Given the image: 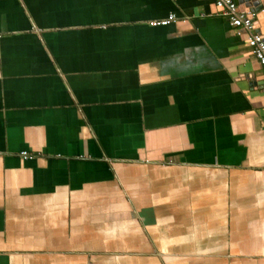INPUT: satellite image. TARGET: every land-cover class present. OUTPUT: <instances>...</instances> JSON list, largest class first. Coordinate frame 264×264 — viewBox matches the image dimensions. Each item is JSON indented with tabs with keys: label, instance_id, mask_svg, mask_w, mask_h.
Listing matches in <instances>:
<instances>
[{
	"label": "crops",
	"instance_id": "0c3cea01",
	"mask_svg": "<svg viewBox=\"0 0 264 264\" xmlns=\"http://www.w3.org/2000/svg\"><path fill=\"white\" fill-rule=\"evenodd\" d=\"M0 264H264V68L211 0H0Z\"/></svg>",
	"mask_w": 264,
	"mask_h": 264
},
{
	"label": "built area",
	"instance_id": "2783aa9c",
	"mask_svg": "<svg viewBox=\"0 0 264 264\" xmlns=\"http://www.w3.org/2000/svg\"><path fill=\"white\" fill-rule=\"evenodd\" d=\"M211 1L216 7V12L220 16L225 17L238 34L244 33L246 35V42L253 56L264 68V33L261 31L260 19H257V11L251 9V3L246 1L241 2L240 0ZM263 11L264 8L260 10V12ZM175 20L176 14L171 12L167 17L150 21L149 24L168 25ZM21 154L28 156L27 151H23Z\"/></svg>",
	"mask_w": 264,
	"mask_h": 264
},
{
	"label": "water",
	"instance_id": "95a60500",
	"mask_svg": "<svg viewBox=\"0 0 264 264\" xmlns=\"http://www.w3.org/2000/svg\"><path fill=\"white\" fill-rule=\"evenodd\" d=\"M240 1L250 2L251 9L257 11V19H260L261 31L264 33V11L260 12V10L264 8V0H240ZM242 6L244 5L242 4ZM242 6L241 8H243Z\"/></svg>",
	"mask_w": 264,
	"mask_h": 264
},
{
	"label": "rangeland",
	"instance_id": "374dc122",
	"mask_svg": "<svg viewBox=\"0 0 264 264\" xmlns=\"http://www.w3.org/2000/svg\"><path fill=\"white\" fill-rule=\"evenodd\" d=\"M97 236H99V235H97Z\"/></svg>",
	"mask_w": 264,
	"mask_h": 264
}]
</instances>
